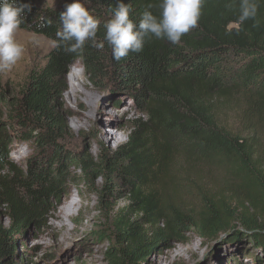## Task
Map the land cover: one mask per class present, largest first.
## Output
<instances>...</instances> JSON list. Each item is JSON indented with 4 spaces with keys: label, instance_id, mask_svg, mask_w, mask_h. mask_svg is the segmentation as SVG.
I'll list each match as a JSON object with an SVG mask.
<instances>
[{
    "label": "trees",
    "instance_id": "obj_1",
    "mask_svg": "<svg viewBox=\"0 0 264 264\" xmlns=\"http://www.w3.org/2000/svg\"><path fill=\"white\" fill-rule=\"evenodd\" d=\"M37 1L24 0L32 4V11L20 28L54 41L60 13L71 1L56 8L40 7ZM82 2L100 20L97 42H104V24L119 0ZM123 2L131 5L135 22L146 9L160 14L161 0ZM239 3L205 0L198 27L182 36L178 45L146 37L142 52L120 61L112 58L106 42L102 49L87 42L82 54L52 48L44 66L29 73L19 99L9 102L0 93V118L7 120L0 121V203L16 230L45 223L49 203L61 197L67 181H76L78 177L68 174L69 158L80 169V178L104 180V201L125 191L128 196L129 203L114 217L116 245L107 251L108 264H143L165 242L183 239L186 228L209 236L224 228V218L235 214L244 228L256 230L251 249L258 248L257 260L264 262V0H258L257 16L237 31ZM41 16L51 25L38 27ZM74 58L83 61L93 81L108 73L126 83L147 116L134 122L128 141L97 158L89 153L63 154L68 126L57 97ZM14 140L32 146L25 170L14 163L5 166L7 148ZM179 154L224 171L218 199L205 201L196 216L169 207L172 199L166 189L179 186L173 171ZM218 202L224 203L221 211ZM10 231L0 226V260L9 254Z\"/></svg>",
    "mask_w": 264,
    "mask_h": 264
},
{
    "label": "rangeland",
    "instance_id": "obj_2",
    "mask_svg": "<svg viewBox=\"0 0 264 264\" xmlns=\"http://www.w3.org/2000/svg\"><path fill=\"white\" fill-rule=\"evenodd\" d=\"M67 1L71 0H38L37 4L43 8H56ZM15 38L25 47L23 58L10 71L0 73V93L9 102L19 99L29 73L44 66L53 42L44 35L22 28L17 31ZM73 70L79 74L78 81L71 76ZM71 84L79 85L81 90L93 92L95 102L90 104L87 100H68ZM62 87L57 102L68 126V133L61 143L64 155L66 152L71 156L89 153L97 158L103 152L115 150L128 141L134 122L147 118L126 83L118 78H111L108 73L98 82L91 80L83 69L81 59L71 60L62 76ZM116 101L120 102L118 107L114 106ZM103 117L115 119L120 125L119 129L110 124L102 126L106 134H110V131L119 133V143L114 140H95L98 134L95 130L97 119L101 120ZM229 117L234 118L235 122L234 113L231 112ZM77 118H81L85 125L81 126ZM0 121L3 123L4 118L1 117ZM6 123L7 120L4 124ZM7 151L5 158L8 163L5 166L14 163L25 170L27 159L33 154L32 146L26 141L14 140L10 142ZM71 163L68 158V174L72 178H78L76 181H67L66 190L61 197H57L59 200L54 198L49 203L45 223L40 226L29 223L16 230L17 226L0 203V226L6 230L11 229L7 235V241L11 244L9 254L0 260V264H108L107 251L116 245L112 237L114 217L118 210L129 203L128 196L125 191L121 195L106 197L109 201H104L105 197L101 194L104 180L98 178L92 183L80 178V169ZM173 171L177 175L179 186L170 185L166 189L172 199L170 209L191 212L196 216L205 201L218 199L215 194L225 176L223 170L179 154L174 160ZM68 200L73 201V204L69 205ZM63 204H66L65 207ZM222 204L224 203L218 202L216 205L220 211L223 209ZM230 207L234 208L235 204ZM57 214L66 215V221L59 223L55 218ZM224 220V227L230 232L245 229L239 224L237 214ZM191 226L192 223L188 224V227ZM207 241L208 238L200 231L186 228L183 239L174 238L165 242L149 254L143 264H264L257 260L260 250L251 249L250 239L245 236L229 238L224 235L210 241L209 246Z\"/></svg>",
    "mask_w": 264,
    "mask_h": 264
},
{
    "label": "clouds",
    "instance_id": "obj_3",
    "mask_svg": "<svg viewBox=\"0 0 264 264\" xmlns=\"http://www.w3.org/2000/svg\"><path fill=\"white\" fill-rule=\"evenodd\" d=\"M205 0H161L159 16L146 9L139 22L130 18L132 8L119 0L111 18L104 24V42L112 49V58L116 61L130 54L143 51L145 38L166 39L178 45L182 36L198 27ZM232 5L226 4V7ZM151 5H149V9ZM258 0H240L237 31L244 21L254 19L258 13ZM32 11V4L24 0H0V73L10 71L23 58L25 47L15 36L24 23L25 17ZM60 29L52 48H62L67 53H83L87 42L98 49L104 42H97L100 20L93 16L82 0H71L60 13ZM51 20L41 16L38 27L50 26Z\"/></svg>",
    "mask_w": 264,
    "mask_h": 264
},
{
    "label": "bare ground",
    "instance_id": "obj_4",
    "mask_svg": "<svg viewBox=\"0 0 264 264\" xmlns=\"http://www.w3.org/2000/svg\"><path fill=\"white\" fill-rule=\"evenodd\" d=\"M71 76L74 78V80H79V74L73 70L71 71ZM68 100L72 101V100H76L77 102H81V101H89L90 104L95 102V94L93 92H87L85 90H81L79 88V85H74L71 84L69 90H68ZM78 123H80L81 126L85 125L84 121L81 118H77L76 119ZM101 121V123H100ZM103 124H110L112 126H115L116 129L120 128V125L117 123V121H115V119H110L107 117H103L101 120L97 119V124L95 125V130L98 133L97 136L95 137V140L97 142H102L103 140H114L116 143H119L121 141V136L119 133H112V131H110V134H106V131H104V129L102 128ZM67 203H69V205L73 204V201L68 200ZM64 207L66 204H63ZM59 223H64L66 221V215L64 214H57L55 217Z\"/></svg>",
    "mask_w": 264,
    "mask_h": 264
},
{
    "label": "water",
    "instance_id": "obj_5",
    "mask_svg": "<svg viewBox=\"0 0 264 264\" xmlns=\"http://www.w3.org/2000/svg\"><path fill=\"white\" fill-rule=\"evenodd\" d=\"M110 77L113 78V75L110 74ZM220 233H223V234H220ZM257 232L256 230H252V229H249V228H245L244 231H228L226 229V227L224 228H221L219 230H217L215 233L213 234H210L209 236H205L208 238V246H209V242L210 241H213L215 240V238L217 239L218 237H221V236H224V235H227V237L229 238H233V237H238L240 235L242 236H245L251 240H256L257 236H256ZM214 243L211 244V246H213Z\"/></svg>",
    "mask_w": 264,
    "mask_h": 264
}]
</instances>
